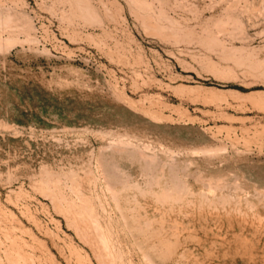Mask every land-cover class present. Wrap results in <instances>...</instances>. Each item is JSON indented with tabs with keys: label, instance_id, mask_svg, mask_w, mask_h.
Masks as SVG:
<instances>
[{
	"label": "rangeland",
	"instance_id": "obj_1",
	"mask_svg": "<svg viewBox=\"0 0 264 264\" xmlns=\"http://www.w3.org/2000/svg\"><path fill=\"white\" fill-rule=\"evenodd\" d=\"M7 15L0 264H264V0Z\"/></svg>",
	"mask_w": 264,
	"mask_h": 264
},
{
	"label": "bare ground",
	"instance_id": "obj_2",
	"mask_svg": "<svg viewBox=\"0 0 264 264\" xmlns=\"http://www.w3.org/2000/svg\"><path fill=\"white\" fill-rule=\"evenodd\" d=\"M87 7V6H86ZM91 8V7H90ZM85 10V9H84ZM90 12V11H89ZM89 17V16H88ZM97 18V17H96ZM94 19V18H93ZM97 20V19H96ZM1 23H3L2 25H7V26H10V25H14L15 23H19V20L17 21V19H14L13 17H11V15H7L5 18L4 17H0V25ZM1 25V26H2ZM6 26V27H7ZM11 27V26H10ZM9 27V28H10ZM8 29V27H7ZM13 39V38H12ZM12 39H9V40H12ZM15 41H17L16 39H14V42L11 41V44L14 43L15 44ZM8 43V42H7ZM1 44V43H0ZM10 43L7 45L9 47V45H11ZM12 46V45H11ZM0 48L3 49L0 45ZM11 49V48H10ZM155 164V163H154ZM89 232V231H88Z\"/></svg>",
	"mask_w": 264,
	"mask_h": 264
}]
</instances>
